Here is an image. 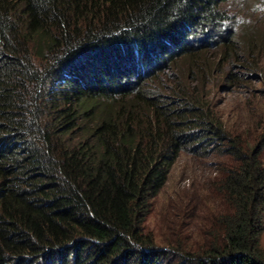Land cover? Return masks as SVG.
Returning a JSON list of instances; mask_svg holds the SVG:
<instances>
[{"label": "trees", "instance_id": "trees-1", "mask_svg": "<svg viewBox=\"0 0 264 264\" xmlns=\"http://www.w3.org/2000/svg\"><path fill=\"white\" fill-rule=\"evenodd\" d=\"M229 1L0 0V264H264V118L203 95L206 55L259 63ZM183 153L214 160L201 239L150 223Z\"/></svg>", "mask_w": 264, "mask_h": 264}, {"label": "rangeland", "instance_id": "rangeland-1", "mask_svg": "<svg viewBox=\"0 0 264 264\" xmlns=\"http://www.w3.org/2000/svg\"><path fill=\"white\" fill-rule=\"evenodd\" d=\"M227 9L237 23L234 31L243 43L241 50H248V45L249 49L252 48V42L256 41L254 51L259 50L260 54L254 55V59L258 57L259 63L257 70L250 71L245 67L247 56H242L243 63H234L213 51L205 57L211 62L216 59L220 62L203 95H208L215 117L227 124L232 122L236 127L246 126L247 122H254L255 112L264 118V0H230ZM233 74L242 77L241 81L230 79ZM213 162L212 159H196L183 153L167 185L152 202L150 223L160 236L175 237L176 230H179L188 237L201 239L208 231L206 220H203L208 211L203 204L207 199L212 202V196L208 195V179L214 176V172L206 165ZM262 241L264 244V235Z\"/></svg>", "mask_w": 264, "mask_h": 264}]
</instances>
